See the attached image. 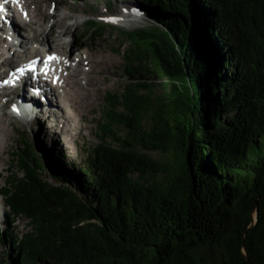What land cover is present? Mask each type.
Listing matches in <instances>:
<instances>
[{
    "label": "trees",
    "instance_id": "trees-1",
    "mask_svg": "<svg viewBox=\"0 0 264 264\" xmlns=\"http://www.w3.org/2000/svg\"><path fill=\"white\" fill-rule=\"evenodd\" d=\"M137 1L155 26L121 32L129 82L82 166L13 153L4 216L28 224L0 264H264V0Z\"/></svg>",
    "mask_w": 264,
    "mask_h": 264
},
{
    "label": "rangeland",
    "instance_id": "rangeland-1",
    "mask_svg": "<svg viewBox=\"0 0 264 264\" xmlns=\"http://www.w3.org/2000/svg\"><path fill=\"white\" fill-rule=\"evenodd\" d=\"M134 4L140 5L137 0H33V3L27 8L29 14L33 11L36 12L34 14L38 15L36 16L39 23L36 25L35 21L34 23L26 24L29 25L28 29H31L30 32H22L24 36L22 39L26 42L28 41L27 46L22 45L21 48L14 47V43H21L18 39L12 40V42L6 41L8 44L5 45V47L8 48V51L6 50L3 52V57L11 61L13 60L14 53L20 56L13 64H9L7 68L22 64L25 61L23 59L24 57L25 59L35 57L34 54H30L27 58L23 54L24 51L27 55L29 54V52L26 51L28 48H34V50L38 51L45 47H50L51 49H48V53L50 51L58 52L64 57L74 54L73 57L75 58V56L78 57V55L80 56L82 54L86 59L84 61L85 65L83 64V71L85 70L84 74L77 80L68 79L67 85L72 86L75 84L76 88L78 87L81 90L79 98L90 99V103H87L85 111H80L81 109L77 110L79 112L77 119H72L75 122H79V125L77 124L76 126H80V130L76 129L68 134H61L59 130L60 127H54V118H52L50 122L47 121L48 117H46V111L39 114V118L43 121V124H37L38 122L33 121V118H30V122L26 121L24 123V119L13 118L8 112L7 108H9V106L11 107V104L7 102L8 100L12 98L14 100H19L22 95H24L26 99L28 95L30 98L32 97L28 88L11 91L3 90L4 97L2 95L0 97V105L3 106V108H1L2 113L0 114V119L3 120V126L7 128L9 137L6 142L7 148L3 152L1 158L3 163L2 166L0 164V170L2 172H0V189L4 188L5 182L9 178V171L4 169L7 167L12 168L10 158L13 160V152L17 153L19 150L20 153L23 154L22 152L26 151L29 155L28 152H30V148H32L40 156L41 152H49V150L57 149L60 152L61 158L70 164V168L73 166L75 169L82 166L87 152L92 151L96 147L100 134L98 131L103 128L101 120L103 119L105 111L108 110L106 100L113 95L116 97L122 96L129 82L125 73L127 69H129V65L123 64V56L126 54L129 45L127 39L121 32L127 33L155 26L147 18L141 19V17L136 21L131 17L123 19L122 21H125L124 23H107L105 21L106 18L109 17H128L129 14L127 13L133 10L127 8ZM17 18H20V16ZM90 20L106 25L107 31L105 30L101 38L95 39L98 37L89 32L87 24ZM32 32H36L35 34H37L36 38L38 40L36 39V42H34L33 39L35 34ZM47 37H49L50 41ZM4 43L5 40L0 38V47H2ZM39 55L42 56V54ZM1 62H3V58H0V82L5 78V73L2 72V70L6 71L7 69L4 67L5 64L2 65ZM153 80L155 84H163L162 81L156 78ZM55 90L63 96L69 89L67 86L63 89L60 88ZM155 91L157 94L164 92L161 86H157ZM39 102H42V106L45 104L43 103V99H40ZM39 102L36 108L40 106ZM64 103L66 104L67 101ZM52 112H55L59 118L62 115L56 110ZM31 116L33 117L32 113ZM60 121H62V119H60ZM51 126H53V128ZM38 129H40L39 133H37ZM21 133H24V135L21 136ZM77 133L79 134L76 135ZM26 143L27 146L25 147ZM8 152H10V155H8ZM13 170L16 172L17 177L21 178L22 175L16 171V168H13ZM5 209L4 201L0 197V237L2 235L1 232L7 227L11 228V230H16L21 236V233L26 232L28 221L16 219L13 220L12 223L7 224L3 214ZM8 251L9 250L4 246V242L0 240V258L5 259Z\"/></svg>",
    "mask_w": 264,
    "mask_h": 264
},
{
    "label": "bare ground",
    "instance_id": "bare-ground-1",
    "mask_svg": "<svg viewBox=\"0 0 264 264\" xmlns=\"http://www.w3.org/2000/svg\"><path fill=\"white\" fill-rule=\"evenodd\" d=\"M3 1H6L8 6L6 7L5 12H1L0 11V38L5 40V43H6L7 39L8 40L9 39H11V40L18 39V41L21 42L20 43V48L22 47V45L23 46L24 45L27 46L28 45V41L26 42V41H24V39H22V37H24L22 35V32H25V31L26 32H30L31 29L30 28L28 29L29 25H26V24L34 23L35 21H36L35 22L36 25L39 23V21L37 20V16L38 15L36 14L37 15L36 16L34 14L36 12L33 11V12H31V14H29V11H27V8H29V6L33 3V0H15V2H14V0H3ZM123 8H125V7H123ZM141 11H143V10H141ZM43 12H44V10H43ZM4 14H7V15H4ZM18 16H20V18H17ZM120 22L124 23L125 21H121L120 20ZM35 33L36 32H34L33 34H35ZM63 33H65V32H63ZM36 35L37 34H35L34 37L32 36L33 39H34V42H36L38 40L36 38ZM63 36H65V35H63ZM49 37H47L48 40H49ZM5 43L3 44L2 47H0V58L3 57V55H4L3 52L4 51H6V50L8 51V48L5 47V45H7L8 43H6V44ZM66 45H67V43H66ZM64 46H65V44H64ZM48 49L50 50L51 48L50 47L49 48L45 47V48H43L41 50H38V51L34 50V48H28L26 50V51L29 52L28 55L25 53V51L23 52V54L27 58H28V56L30 54H34L35 55V57H29L28 59H26L27 61L31 60V59H35V58L38 57L39 58V63H37V65H40V67L42 65H44V62L42 61V59L46 55H48V56L54 55L58 59L57 60H53L52 64L48 65L47 72H48V76L50 77V79L41 80L42 81L41 84L43 86L42 87L43 89H41L39 95H36V96L31 95L32 96L31 98L28 95L27 99H26V97L24 95H22V97L19 98V100H14L12 98L11 100L7 101L9 104H11V107L9 106V108H7V109H8V112L12 115L13 118H17V116H15L14 113H11V111L17 110V111L21 112L22 115H20V116H22L23 119L27 118V117L31 118V119L33 118L34 119L33 121L38 122L37 124H43V121H41L40 118H39V114L40 113H44L46 111V113H47L46 117H48L47 121L50 122V121H52V118H54V120H53V122L55 123L54 127L55 128L60 127L59 130H60L61 134H68L69 132L75 131L76 129L80 130V126H76L77 124L79 125V122L78 121L75 122L72 119L73 118L77 119V117L79 115V112L77 110L81 109L80 111H82V110L85 111V109L87 108V103H90V99H83L82 97L79 98V93L81 92V90L78 87L76 88L75 84L72 85V86L67 85L68 79L71 78L72 80H77L82 74H84L85 70L83 71V64H84V61L86 59L83 57L82 54L80 56L78 55V57L75 56V58H74L73 57L74 54H70L67 57H64V56H62V54H60L58 52H51L50 51L48 53ZM39 54H42V56H40ZM18 58H20V56L17 55L16 53H14L13 60L10 61L9 59H4V64H5L4 66L8 67L9 64H11V63L13 64L15 62V60H17ZM102 66H103V64H102ZM100 72H102V71H100ZM5 79H7V76L4 78V80ZM54 80H55V82H53ZM67 86H68V89L69 90L71 89V90L70 91L68 90V92H65V94L62 93V94H64L63 96H61V94L57 93V91L55 90V89H60V88L63 89L64 87H67ZM26 88L27 87L24 86L22 89H26ZM2 89H4V88H2V86H0V90H2ZM82 94H81V96H82ZM0 97H1V95H0ZM37 99H39V100L43 99V101H44L43 103H45V104H43V106H42V102L40 103L39 100H37ZM28 101H29L30 105L28 104ZM65 101H67L66 104L64 103ZM38 102H39L40 106L38 108H36ZM1 108H3L2 105H0V114L2 113L1 112L2 111ZM55 110L59 111L62 114L60 116V118L55 114V112H52V111H55ZM31 113H32L33 117L31 116ZM57 117H58V119H57ZM60 119H62V121H60ZM2 122H3V120L0 119V164H1V166H2V163H3L2 159H1L2 158V154L5 151V149L7 148L6 147L7 146L6 142H7V139L9 137V132H8L7 128L5 126H3ZM28 122H30V120ZM51 127L53 128V126H51ZM39 132H40V129L37 130V133H39ZM78 134L79 133H77L76 135H78ZM10 152H11V150H10ZM10 152H8V155H10L9 154ZM10 159L12 161V158H10ZM9 169L10 168L7 167L4 170L8 171ZM0 172H1V170H0ZM5 226H7V225H5Z\"/></svg>",
    "mask_w": 264,
    "mask_h": 264
},
{
    "label": "snow or ice",
    "instance_id": "snow-or-ice-1",
    "mask_svg": "<svg viewBox=\"0 0 264 264\" xmlns=\"http://www.w3.org/2000/svg\"><path fill=\"white\" fill-rule=\"evenodd\" d=\"M14 2H15V0H14ZM134 12H137V14H139L138 13V11L137 10H134ZM26 15V14H25ZM58 58L56 57V56H54V55H50V56H48L47 57V60H46V62H45V70H47V68H48V62H51V61H53V60H57ZM18 72H20L21 74H23V69H18L17 70ZM12 81H5L4 83H11ZM53 82H55V80L53 81Z\"/></svg>",
    "mask_w": 264,
    "mask_h": 264
},
{
    "label": "water",
    "instance_id": "water-1",
    "mask_svg": "<svg viewBox=\"0 0 264 264\" xmlns=\"http://www.w3.org/2000/svg\"><path fill=\"white\" fill-rule=\"evenodd\" d=\"M129 17H125L124 19H128ZM132 19H134L135 21L137 20V19H139V18H135V17H131ZM132 19H130L131 21H133ZM142 19V18H141ZM143 19H145V18H143ZM120 22V21H119Z\"/></svg>",
    "mask_w": 264,
    "mask_h": 264
}]
</instances>
